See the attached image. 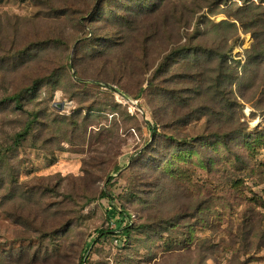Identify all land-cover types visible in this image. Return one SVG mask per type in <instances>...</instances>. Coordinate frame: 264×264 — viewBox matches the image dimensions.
Segmentation results:
<instances>
[{
    "label": "rangeland",
    "instance_id": "1",
    "mask_svg": "<svg viewBox=\"0 0 264 264\" xmlns=\"http://www.w3.org/2000/svg\"><path fill=\"white\" fill-rule=\"evenodd\" d=\"M148 1L108 0L94 22L88 21L91 15L86 16L89 38L90 33L101 30L97 38L82 42L79 47L82 63L90 73L95 69L92 55L101 47L103 50L109 47L106 50L109 57L119 53L133 57L131 37L119 32L121 25L115 23L114 17L123 13L134 23L147 11ZM76 3L83 1L0 0V96L6 89H15L24 82L37 83L38 90L25 95L23 106L27 112H38L41 124L56 127L53 123L55 115L69 116L83 107L80 99L84 95H95V90L88 84L93 81H76L75 71L63 64L65 51L52 45L54 37L74 32L76 24L67 20L65 11L70 4ZM225 8L219 9L218 14L206 9L204 16L194 21L190 31L195 26L204 27L209 22L225 20L222 13ZM112 26L116 27L112 31L105 29ZM103 31L111 37L106 39ZM239 35L231 56L241 59L244 64L245 52L251 49L254 40L242 28ZM212 38L214 36L205 39ZM187 40L184 36L182 43ZM13 51H17L15 56L9 54ZM188 57L192 61L194 55L175 57L176 74L186 71ZM200 57L205 59L206 55L200 54ZM163 59V56H157L152 62L156 61L155 66H158ZM70 63H73L72 57ZM141 78L145 76H135L134 82ZM86 83L85 87L83 84ZM131 91L133 98L121 91L125 97L113 92L122 108L154 127L146 101L134 99L138 94L135 86ZM263 91V87L259 89L252 103L241 101V121L248 124V137L234 140L232 150L222 147L214 138L194 136L200 135L208 126L205 119L188 126L175 122L173 128L165 130L159 126L157 130L159 134L180 135L182 142L172 147L163 144L155 164L152 157L135 162L137 155L152 141L147 131L142 134L131 130L126 143L116 151L121 170L112 174L114 184L107 187V182L103 181L99 186L114 198L111 202L101 199L88 205L70 230L63 223L54 224L48 235L40 236L31 227L16 224L8 218L1 203L6 200L25 203V198H30V202L27 199L29 206L36 200L42 203L45 198L41 196L42 191L50 187L56 192L48 203L60 205L61 195L68 191L71 182L76 181L69 176L82 175L84 154L78 153L76 148L53 143L49 150L23 147L9 155V161L0 166V185L3 179L8 183L6 189L0 188V264H79L86 244H90L86 255L89 264H264V210L254 205L255 201L264 200V149L257 147L251 151L246 145L254 139L264 141ZM164 101L166 96L162 100V109L166 107ZM61 105H64L63 110L59 109ZM22 113L0 106V143H10L9 136L24 127L28 116H22ZM159 158H162V167L158 164ZM132 163L134 169L129 170ZM14 174L21 185H11ZM236 181L240 185L233 187ZM34 188L36 194L27 195L26 192ZM118 197L121 200L116 201ZM110 204L118 212L124 205L127 213L135 214L137 218L129 216L126 222L120 220L110 224L109 231L112 232L102 237L98 231L107 227ZM191 206L200 210L195 209V213L190 214ZM128 223L137 227L129 239L122 235ZM249 236L254 239V245L247 248Z\"/></svg>",
    "mask_w": 264,
    "mask_h": 264
},
{
    "label": "trees",
    "instance_id": "2",
    "mask_svg": "<svg viewBox=\"0 0 264 264\" xmlns=\"http://www.w3.org/2000/svg\"><path fill=\"white\" fill-rule=\"evenodd\" d=\"M82 1L83 3H76L77 6L70 4L65 11L67 20L76 24L74 32L54 37L52 45L65 51L63 64L67 69L75 71L74 76L78 78L76 81H93L88 84L95 90V95H84V98L80 99L83 107L69 116L53 115L56 127L48 123L41 124L38 112H27L24 109L23 99L25 95L38 90L37 83L24 82L15 89H6L0 96V106L11 107L15 111L23 112L22 116H28L24 127L9 136L10 143H0V166L8 162L9 155L16 154L20 148L49 150L53 143L76 148L78 153L85 156L82 161V175L69 176L76 181L71 182L68 191L61 195L60 205L48 203L56 192L50 187L42 191L41 196L45 197L42 198V203L36 200L29 206L27 199L30 202V198H25V203H9L8 200L1 203L2 211L8 218L16 224L31 227L35 234L40 236L48 235V230L59 223H63L70 230L74 226V220L82 216L86 207L96 200L112 201L113 195L99 186L103 181L107 182V187L114 184L112 174L121 170L116 151L122 148V143H126L131 130H138L142 134L147 131L149 140L152 141L149 147L137 155L135 162L144 157H152L155 164L163 144L172 147L182 142L180 135L159 134L157 130L159 126L165 130L173 128L175 122L188 126L205 119L208 126L200 135L194 136L209 140L214 138L222 147L232 150L234 140L248 137V124L241 121V101L252 103L259 89L264 88V0H147L148 9L140 20L132 23L131 18L123 13H117L114 17L115 23L121 25L119 32L131 37L133 57L129 58V55L120 53L116 57H109L106 54L109 47L105 50L99 47L100 49H96L92 55L95 65L92 73L82 63L84 61L80 56L79 47L82 42L97 38L96 35L101 30L93 31L90 33L91 38L88 37L86 16L91 15L88 21L94 22L97 13L103 11L108 0ZM222 7H226L222 9L225 20L219 23L209 22L204 27L195 26L193 31H190L194 21L203 17L206 9L210 13L218 14ZM115 28L105 27L109 31ZM241 28L245 33H250L254 40L251 49L245 52L244 64L241 59L231 56L235 44L240 39ZM103 33H106V39L111 37V34L105 31ZM184 36H187L188 40L182 43ZM207 36L214 38L207 40ZM16 52L9 54L15 56ZM183 54L194 57L192 61L188 57L184 73L176 74L173 62L175 57ZM200 54L206 55L205 59L200 57ZM157 56H163L164 59L155 66L156 61L152 60H156ZM70 57L73 58V63H70ZM135 76L145 78L134 82ZM88 84L83 85L86 87ZM104 85L114 86L130 97L132 87L135 86L138 94L134 99L146 101L154 127L148 121L140 120L138 115H131L128 109L122 108L115 98V92L105 89ZM164 96L166 107L162 109ZM263 98L264 96L262 100ZM137 139L141 142V137L138 136ZM249 142L246 145L251 151H255L257 147L264 149L262 140L254 139ZM134 163L129 170L134 169ZM158 164L162 167V158L158 159ZM236 182L233 187L240 185L239 181ZM7 185V180L3 179L0 188L6 189ZM11 185H21L15 174ZM35 189L28 190L27 195H35ZM13 197L14 194L11 199ZM118 200L121 198H116V201ZM254 205L264 210L263 199L255 201ZM193 206L189 209L190 214H194L195 209L197 212L200 210ZM120 210L118 212L115 206L110 204L106 215L107 227L98 231L100 236L106 237L111 233L110 224L114 222H126V217L129 216L137 218L135 214L127 213L124 205H121ZM134 229L137 227L128 223L123 228L122 235L129 239ZM248 238L246 247H253L254 239L251 236ZM89 248L90 244L84 245L79 264H89L86 259Z\"/></svg>",
    "mask_w": 264,
    "mask_h": 264
},
{
    "label": "water",
    "instance_id": "3",
    "mask_svg": "<svg viewBox=\"0 0 264 264\" xmlns=\"http://www.w3.org/2000/svg\"><path fill=\"white\" fill-rule=\"evenodd\" d=\"M104 87L105 88H108V89H111V90H113V91H115L117 94H119V95H122V96H124L121 92H119L118 90H116L115 88H113V87H111L110 85H104ZM125 97V96H124ZM63 107H64V105H61L60 107H59V109L60 110H63Z\"/></svg>",
    "mask_w": 264,
    "mask_h": 264
}]
</instances>
